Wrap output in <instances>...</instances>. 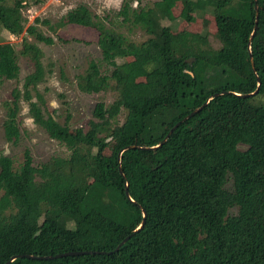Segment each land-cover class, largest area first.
<instances>
[{"label":"trees","instance_id":"trees-1","mask_svg":"<svg viewBox=\"0 0 264 264\" xmlns=\"http://www.w3.org/2000/svg\"><path fill=\"white\" fill-rule=\"evenodd\" d=\"M23 3L0 0L6 32L23 28ZM178 3L188 22L213 9L218 48L173 33ZM119 15L149 37L128 41L85 5L67 13L69 24L97 32L102 61L112 68L105 75L90 63L77 88L115 94L73 133L57 125L41 95L31 100L43 81V54L21 41L19 53L34 68L23 99L33 122L70 154L38 165L25 154L16 168L0 156V264H264V0H158L138 10L125 1ZM26 34L52 44L35 26ZM202 69L224 81L207 87ZM19 71L15 48L0 44V82ZM19 110L13 92L7 142L19 139ZM72 252L90 254L26 257Z\"/></svg>","mask_w":264,"mask_h":264},{"label":"rangeland","instance_id":"rangeland-1","mask_svg":"<svg viewBox=\"0 0 264 264\" xmlns=\"http://www.w3.org/2000/svg\"><path fill=\"white\" fill-rule=\"evenodd\" d=\"M127 1L132 10L151 9L158 0H24L22 17L23 28L17 33H8L0 26V44H11L17 51L19 76L16 80L0 82V156L10 158L15 168L19 166L28 154L35 165L50 161L53 157L67 158L68 149L59 142L48 137L45 131L37 126L29 112V106L24 101V80L33 73V63L19 52L23 38L35 44L42 52L43 81L37 85V90H30L32 101H36V94L44 99V107L58 126L66 124L70 132L86 129L93 119L92 112L98 102L109 105L115 99L112 91L99 94L82 93L76 85V78L86 71L89 64L94 62L99 66L102 74L109 75L112 68L107 66L101 58L97 45L98 34L90 28L69 24L67 13L79 5H85L89 10L102 18L105 25L122 35L128 41L142 43L149 36L136 24L124 21L119 15L123 3ZM181 5L178 3L173 9L176 22L173 33L187 31L195 34L197 42L203 44L206 40L213 48L219 43L214 37L216 32L213 9L208 7L195 14L193 20H181L179 15ZM35 19L39 21L35 23ZM163 26L172 23L163 20ZM29 26L45 37L52 39V44L37 42L26 34ZM207 76L206 86L224 81L220 73L202 69ZM13 92L19 93L18 125L20 136L17 142H7L4 137L3 123L6 120L7 105L13 100ZM264 99V98H262ZM126 111H122L118 122L125 120ZM231 185L228 183L227 188ZM234 214L235 211L230 212Z\"/></svg>","mask_w":264,"mask_h":264},{"label":"water","instance_id":"water-1","mask_svg":"<svg viewBox=\"0 0 264 264\" xmlns=\"http://www.w3.org/2000/svg\"><path fill=\"white\" fill-rule=\"evenodd\" d=\"M256 19H257V11H256ZM256 27H257V20L255 21V27H254V30H256ZM257 94V90L249 95H245V96H242V97H252V96H255ZM200 109L198 110H195L193 111L191 114H189L188 116H186L181 122H178L173 128H171V130L169 131V133L165 136L164 140L160 143V145H162L167 139L168 137L173 133V131L184 121H186L187 119H189L191 116H193L195 113H197ZM158 145V146H160ZM157 146V147H158ZM129 148H133V147H129ZM156 148V147H155ZM154 149V148H153ZM120 170V169H119ZM120 173H121V170H120ZM126 186V189H125V195L127 197L128 196V192H127V184L125 185ZM143 217H145V213L143 212ZM143 224H141V226L139 228L142 227ZM138 228V229H139ZM128 238H125L121 243L120 245L116 248V250L119 249V247L121 245H123L126 241H127ZM81 254H90V252L86 253V252H72V253H65V254H62V255H57V256H46V257H33V256H26L27 258H31V259H40V260H48V259H53V258H58V257H62V256H74V255H81Z\"/></svg>","mask_w":264,"mask_h":264}]
</instances>
